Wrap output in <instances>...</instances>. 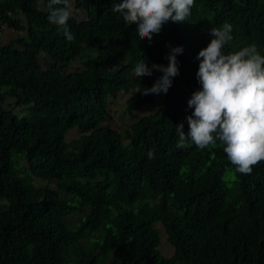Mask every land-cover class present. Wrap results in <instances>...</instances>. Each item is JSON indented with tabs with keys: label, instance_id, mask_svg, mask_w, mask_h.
Segmentation results:
<instances>
[{
	"label": "trees",
	"instance_id": "obj_1",
	"mask_svg": "<svg viewBox=\"0 0 264 264\" xmlns=\"http://www.w3.org/2000/svg\"><path fill=\"white\" fill-rule=\"evenodd\" d=\"M119 2L69 0L68 42L48 0H0V27L19 33L2 43L0 30V264H264V162L241 175L222 145L177 148L175 131H188L210 28L232 25L225 53L264 55V0H195L151 43L111 10ZM177 46L167 93L143 95L162 73L130 78L136 63L167 66ZM121 95L126 115L151 112L119 132L109 104Z\"/></svg>",
	"mask_w": 264,
	"mask_h": 264
},
{
	"label": "clouds",
	"instance_id": "obj_2",
	"mask_svg": "<svg viewBox=\"0 0 264 264\" xmlns=\"http://www.w3.org/2000/svg\"><path fill=\"white\" fill-rule=\"evenodd\" d=\"M195 0H120L111 10L119 13L123 22L135 25L139 41L151 43L168 22L180 23L191 15ZM50 24L56 25L68 42L75 36L68 27L71 17L69 0H48ZM212 37L196 59L199 61L196 79L199 89L187 101L191 115L186 116L188 131L183 122L175 127L177 148L194 145L200 150L219 143L227 160L237 173L251 174L253 168L264 162V55L255 45H248L234 52L224 48L232 39V25L225 22L218 28H210ZM182 47H170L166 56L167 66L152 64L145 58L137 62L130 78L152 76L153 70L162 75L150 88H142L143 95L166 94L172 78L178 75L177 55ZM147 158H155L149 149Z\"/></svg>",
	"mask_w": 264,
	"mask_h": 264
},
{
	"label": "rangeland",
	"instance_id": "obj_3",
	"mask_svg": "<svg viewBox=\"0 0 264 264\" xmlns=\"http://www.w3.org/2000/svg\"><path fill=\"white\" fill-rule=\"evenodd\" d=\"M78 17H83V13L78 15ZM1 42L2 43H7L9 40L16 38L19 33L7 28V26H1ZM81 65L79 63L74 62L71 67L68 68V70L73 71L77 70ZM128 98L127 95H121L117 100H113L109 104V109H110V114L113 117V120L108 123L109 126H112L116 129L119 130V132H122L123 128L128 127L130 123L133 121L137 120L140 116L146 115L151 112V109L149 107H143L140 108L136 111H134L130 115H126L124 113L125 111V101ZM20 110H23V108H17L14 110L16 113H20ZM77 136V133H70L67 135V141H70L74 139ZM35 183H38L41 185V180L40 179H35ZM37 184V185H38ZM6 204V201L0 200V206ZM159 226V225H158ZM160 227V226H159ZM172 246H169L166 243V237L162 233L161 234V242L159 244V251L164 255V256H170L172 254Z\"/></svg>",
	"mask_w": 264,
	"mask_h": 264
}]
</instances>
